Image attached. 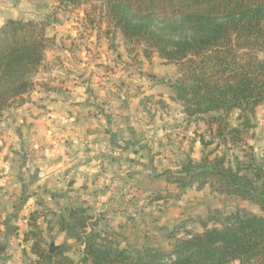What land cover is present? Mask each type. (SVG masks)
Segmentation results:
<instances>
[{
  "label": "trees",
  "instance_id": "1",
  "mask_svg": "<svg viewBox=\"0 0 264 264\" xmlns=\"http://www.w3.org/2000/svg\"><path fill=\"white\" fill-rule=\"evenodd\" d=\"M58 9L77 10L89 3L101 15L107 36L118 33L131 45H144L148 58L156 53L179 69L176 100L186 118L207 116L209 139L199 137L201 159L181 167L187 180L181 187L203 181L215 192L258 206L262 216L244 213L225 220L222 228H207L176 240L172 253L153 247L120 248L101 239L87 225L85 210L59 215L58 231L82 246V264H264V162L252 153L234 168L219 146L237 147L240 133L252 128L250 118L264 106V0H55ZM95 10V11H96ZM84 14L87 11L83 10ZM91 22H93L91 20ZM49 19L7 20L0 28V114L33 87L31 77L44 59ZM151 52V53H150ZM238 111L241 131L228 117ZM215 125L214 133L212 126ZM217 143L213 150H205ZM245 145V142H244ZM251 160V161H250ZM193 164V165H192ZM29 220L33 223L32 217ZM90 229L89 233L86 230ZM35 235H31V237ZM29 237L26 235L25 240ZM34 239V238H33ZM34 242L31 264H73L65 245L53 253ZM49 249V248H48Z\"/></svg>",
  "mask_w": 264,
  "mask_h": 264
},
{
  "label": "rangeland",
  "instance_id": "2",
  "mask_svg": "<svg viewBox=\"0 0 264 264\" xmlns=\"http://www.w3.org/2000/svg\"><path fill=\"white\" fill-rule=\"evenodd\" d=\"M16 3L19 6L15 8L13 2L0 0V18L5 17L3 24L10 20L7 11L13 8L17 11L19 21L39 22L49 19L53 24L46 29L50 41L43 61L31 77L32 89L0 114V184L3 185L0 188L3 197V204H0L1 233L4 234V221L8 223L14 220L8 231L10 237L0 240V264H31L36 261V241V245L43 250H48L50 244L55 247L65 245L68 251L64 255L73 264H82V246L67 239L58 231L57 225L59 215L75 207L85 210L84 216L91 231L100 234L101 239L110 241L112 245L120 248L153 247L167 253H172L177 239L184 240L193 234L202 233L203 225L209 229L222 228L225 220L236 214L262 216L255 204L219 194L203 181H196L191 187H181V181L187 180L186 175L180 172L181 167L188 161L193 164L200 161L202 146L198 142L199 137L208 140L209 128L205 121L207 116L186 118L184 106L176 100L174 85L180 76L175 65L165 62L156 53L150 52L147 58L144 51L149 50L144 45H131L118 33L107 36L105 24L99 22L101 15L94 8L99 5L97 2L77 10L58 9L55 0H17ZM57 78L65 79L67 85L79 88L80 93L89 91L92 94L96 90L95 100L99 98L98 93L102 94L101 99L111 108L119 103L120 89V93L124 94L122 100L127 104H133L135 98L133 105L141 109V117L138 118L141 135L149 137L144 161L154 158L157 166L152 177L145 173V181L137 185L144 200L152 207L144 217L137 216L139 207L135 201L140 200L135 198L122 202L126 205L130 203L132 209L121 211L123 214L120 217L124 221L114 220L117 222L115 224L108 222L107 215L111 214L113 208L109 209L107 205H100L98 213L94 207H85L82 202L69 209H54L57 201L51 203L41 191L34 194L37 189L27 185L34 168L28 169L26 162L22 161L23 158L27 159L25 154L16 156L10 150V116L15 108L27 101L32 92L41 89L44 94H48L56 89L51 80ZM80 93L76 94L82 97ZM238 115V111H232L228 123L241 131ZM250 121L252 128L239 135L243 142L237 147H230L228 151L227 147L221 145L218 148L219 155L227 153L226 159L232 168L234 155L241 163L249 162L244 152L253 154L254 164L264 162V106L255 109ZM113 126L117 127L116 122H113ZM214 130L215 125L212 126V133ZM217 141L215 139L214 145L207 148L205 153L213 150ZM167 151L170 155L166 159L164 154ZM147 180L154 181L151 185ZM133 189L136 187L133 186ZM167 195L179 196L174 201H168ZM30 196L32 198L28 199ZM27 202L31 203L32 210L26 207ZM6 203L9 205V220L4 218L7 216L2 211ZM30 217L35 225L29 224ZM33 234L35 237H31ZM26 235L29 237L27 240Z\"/></svg>",
  "mask_w": 264,
  "mask_h": 264
},
{
  "label": "crops",
  "instance_id": "3",
  "mask_svg": "<svg viewBox=\"0 0 264 264\" xmlns=\"http://www.w3.org/2000/svg\"><path fill=\"white\" fill-rule=\"evenodd\" d=\"M7 1L13 2L15 8L19 6L17 0ZM7 12L10 20L19 21L14 8ZM4 19L0 18V25ZM51 83L56 89L48 94L41 89L32 92L10 116V150L16 156L25 154L27 159L21 157L22 161L26 162L28 169L34 168L27 185L37 189L34 194L41 191L51 203L57 201L54 209L65 210L82 202L85 207H94L98 213L100 205H107L109 209L113 208L107 215L108 222L115 224L114 220L124 221L120 217L123 214L121 211L132 209L130 203L126 205L122 202L135 198L140 200L135 201L139 207L137 216L144 217L152 207L144 200L137 185L145 181V173L152 177L157 166L154 158L144 161L149 137L141 135L138 124L141 109L133 105L135 98L133 104H127L122 100L124 94L120 93V89L119 103L111 108L101 99L102 94L98 93L99 98L95 100L96 90L92 94L89 91L80 93L79 88L67 85L62 78L52 79ZM113 122L117 127L113 126ZM169 155L167 151L164 158H169ZM153 181H149L151 185ZM2 186L0 184V188ZM167 196L172 198L166 197V200L174 201L179 195ZM0 204H3L1 193ZM8 206L6 203L2 211L7 216L4 218L9 220ZM26 207L33 209L30 202L26 203ZM13 221H4V234L0 226V240L10 237L8 231Z\"/></svg>",
  "mask_w": 264,
  "mask_h": 264
},
{
  "label": "water",
  "instance_id": "4",
  "mask_svg": "<svg viewBox=\"0 0 264 264\" xmlns=\"http://www.w3.org/2000/svg\"><path fill=\"white\" fill-rule=\"evenodd\" d=\"M55 248H56V247H55L53 244H50V245H49L48 252H49V253H53V251H54Z\"/></svg>",
  "mask_w": 264,
  "mask_h": 264
}]
</instances>
